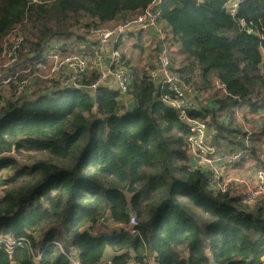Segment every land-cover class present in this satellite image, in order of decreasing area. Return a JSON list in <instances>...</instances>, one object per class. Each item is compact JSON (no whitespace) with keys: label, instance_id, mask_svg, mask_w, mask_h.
<instances>
[{"label":"trees","instance_id":"16d2710c","mask_svg":"<svg viewBox=\"0 0 264 264\" xmlns=\"http://www.w3.org/2000/svg\"><path fill=\"white\" fill-rule=\"evenodd\" d=\"M227 1L162 0L160 10L179 44L177 71L213 106L190 116H209L216 136L227 139L242 134L235 110L248 107L262 124L254 133L260 139L264 0H245L235 16ZM152 2L0 0V57L15 29L26 40L11 72L38 61L52 40L84 41L82 30ZM96 79L91 73L85 84ZM216 79L226 91L214 87ZM165 93L143 65L133 67L132 109L104 87L93 95L68 89L16 97L0 90V238L30 241L11 253L0 246V264H70L64 252L101 264L108 250L113 264H263L264 201L250 210L241 196L212 187L192 164L190 129L162 101ZM102 219L122 228L90 235L87 228Z\"/></svg>","mask_w":264,"mask_h":264},{"label":"built area","instance_id":"2783aa9c","mask_svg":"<svg viewBox=\"0 0 264 264\" xmlns=\"http://www.w3.org/2000/svg\"><path fill=\"white\" fill-rule=\"evenodd\" d=\"M244 1L228 0L225 10L235 16ZM161 3L162 0H153L148 8L125 19L82 30L80 33L86 36L84 41L52 40L46 45L38 61L11 72L19 63L18 52L26 40L25 33L20 28L15 29L5 38L0 57V90L16 97L30 96L34 92L51 95L68 89L87 91L93 95L99 88L104 87L117 91L125 105L123 99L129 96L134 67L131 60L129 61V40L137 39L135 43L138 44L141 40L148 50L146 54L142 52L141 56L143 65L147 67L149 81L166 91L162 101L174 109L179 120L190 129L187 152L192 164L207 173L216 191L241 196L243 203L250 210H255L264 201V136L258 139L254 134L262 128V124L248 107L237 108L235 114L242 131L241 141L238 140L241 144L227 151L215 144L217 132L210 127L209 116H190L192 111L213 106L204 93L199 92L177 71L179 44L162 17ZM74 42L76 45H73ZM91 73H95L97 79L87 85L85 81ZM262 75L264 77V62ZM214 87L226 91V85L218 79L214 81ZM123 112L121 110L120 114ZM223 121L226 123L225 119ZM5 180L2 170L0 193L6 187ZM136 225L137 220L132 217L130 227ZM121 228L122 225L113 220L102 219L97 228H87V231L96 237L101 230L111 232ZM131 233L135 234V231ZM0 246H4L11 253L18 247L30 248V241L25 237L0 238ZM64 254L70 264H82L77 252ZM41 257L38 254L34 259L38 262ZM106 264L113 263L110 261ZM149 264L156 263L150 261Z\"/></svg>","mask_w":264,"mask_h":264},{"label":"crops","instance_id":"0c3cea01","mask_svg":"<svg viewBox=\"0 0 264 264\" xmlns=\"http://www.w3.org/2000/svg\"><path fill=\"white\" fill-rule=\"evenodd\" d=\"M124 16H128V15H124ZM136 39H134V38H131L130 40H129V43H130V45L132 44V41H135ZM138 43H134V45H137ZM139 44H141V46L142 47H144V48H146L145 46H144V44H143V42L140 40V43ZM135 49H138V50H140L139 48H137V47H135ZM135 51H137V50H135ZM142 52H145V54L148 52V50L147 49H145V50H140V54L142 53ZM133 57H131V59H132ZM132 62V61H131ZM133 63V65H138L139 63H137V62H132ZM143 64V63H142ZM144 66V65H143ZM124 103H125V107L126 108H129V109H132V107L135 105V103H134V101H133V99L130 97V96H127V97H124ZM238 140H240L241 141V135H232V136H230L229 138L227 137V139H223V138H215L214 139V142H215V144H217V145H219L222 149L224 148L225 150H227V151H231V150H233V149H235L236 148V146H239L240 144H241V142H239ZM241 168V167H240ZM228 171H230L231 172V169H228ZM1 194L2 193H0V196H1ZM112 256H113V253H112V251H110V250H108L107 252H106V254H105V257H104V259H103V261L101 262V264H106V263H108V262H110L111 261V259H112ZM153 262V261H152Z\"/></svg>","mask_w":264,"mask_h":264},{"label":"rangeland","instance_id":"374dc122","mask_svg":"<svg viewBox=\"0 0 264 264\" xmlns=\"http://www.w3.org/2000/svg\"><path fill=\"white\" fill-rule=\"evenodd\" d=\"M75 41H76V40H75ZM136 41H137V39H136ZM136 41H132V44L129 45V47H128L129 52H130V55H131V57H133L132 59H129V61L131 60L132 62H137V63H139L138 65H143V64H142V61H143V60H142V56H141V54H140V50L134 48V47H137L136 45H134V43H135ZM73 45H76V42H74ZM135 50H137V51H135ZM4 173H5V176H6V170L4 171Z\"/></svg>","mask_w":264,"mask_h":264}]
</instances>
